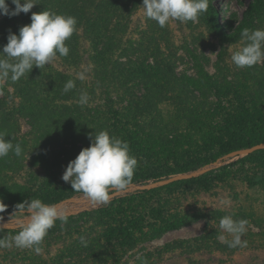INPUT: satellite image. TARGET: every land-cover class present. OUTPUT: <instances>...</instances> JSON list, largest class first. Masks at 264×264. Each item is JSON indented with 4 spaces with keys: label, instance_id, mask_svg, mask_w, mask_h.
<instances>
[{
    "label": "rangeland",
    "instance_id": "1",
    "mask_svg": "<svg viewBox=\"0 0 264 264\" xmlns=\"http://www.w3.org/2000/svg\"><path fill=\"white\" fill-rule=\"evenodd\" d=\"M140 1L123 19L128 24L122 39L124 54L118 61L139 66L132 53L149 35L151 25L160 35L159 49L175 55L172 66L165 69L166 76L176 77L174 83L127 78L125 92L99 88L94 86L86 56L77 68H67L56 58L44 68L33 67L18 82H0V133L23 148L19 158L10 153L0 159V199L9 206L0 215L7 223L13 207L31 198L55 201L46 204H58L68 212L67 223L57 220L49 230L42 253L0 249V264H140L137 256L148 264H264V147L254 150L255 159H245L254 151L234 153L246 148L222 151L235 137L223 128L228 118L246 113L264 118V63L237 68L231 60L246 43L240 35L244 28L264 29V0H260L262 10L253 13L251 0H208V10L198 22L170 21L164 28L144 16ZM36 2L30 12L41 5ZM23 14L11 18L0 14V51L9 32L17 34ZM114 23L115 18L111 28ZM215 24L232 32V40L221 39ZM86 48L83 41V51ZM115 49L113 59L119 53ZM79 72H85L83 82L91 84L85 89L90 95L85 106L71 103L61 89L62 75L77 77ZM187 78L193 84L203 83L202 91L189 89L197 101H206L197 113L191 107L193 99L186 100L188 112L205 114V126H213L212 135L200 129L175 133L170 127L161 134L155 128L161 121L159 114L172 115L177 107L172 93ZM128 93L140 98L148 95L143 105L134 104L135 112L126 111ZM213 114L217 122L209 119ZM94 122L105 126L95 129ZM101 130L133 140L130 150L138 160L135 173L144 179L113 191L109 204L94 206L82 193L74 192L62 175L68 163L90 146L89 137ZM161 140L166 142L163 147L156 145ZM262 140L256 145L264 144L263 136ZM180 167L188 171L174 173ZM202 169L198 175L142 188ZM183 179L190 180L177 182ZM225 200L229 204L221 203ZM226 215L248 221L242 237L247 247L229 248L217 239L222 234L219 221ZM15 231L10 226L0 238ZM81 236L88 240L87 247L81 245Z\"/></svg>",
    "mask_w": 264,
    "mask_h": 264
},
{
    "label": "clouds",
    "instance_id": "2",
    "mask_svg": "<svg viewBox=\"0 0 264 264\" xmlns=\"http://www.w3.org/2000/svg\"><path fill=\"white\" fill-rule=\"evenodd\" d=\"M0 0V14L9 18L29 13L37 4L36 0ZM143 14L147 19L157 22L164 28L170 21L181 23L198 22L199 17L207 12L208 0H143ZM78 32L77 19L70 15L57 14L49 10L31 14V23L19 28V34L9 32L7 44L0 51V82L10 80L18 82L29 74L33 67L44 68L53 61L69 54L66 41ZM241 39L243 47L235 51L231 60L237 68H251L264 63V29L251 30L244 28ZM77 78L86 79L85 72H79ZM76 87L74 80H68L63 88L65 93ZM3 90L0 89V95ZM90 97L86 91H81L78 103L85 106ZM0 133V159L12 153L19 158L23 148L15 145ZM89 147L80 151L71 160L62 175L64 182H69L74 192L82 193L94 206L107 205L111 201L113 191H123L132 183L138 167L137 158L131 154L127 141L110 135L107 130L95 132L90 136ZM229 204L225 200L221 202ZM8 205L0 199V213L6 212ZM0 215V233L12 226L15 234L0 238V249H34L36 254L43 251L42 244L55 226L57 220L68 222V212L58 204H45L39 198L26 199L13 207L8 222ZM248 221L235 220L231 215L222 217L219 228L222 234L217 239L227 244L229 248H245L247 240L243 239L247 231ZM231 237V239H228ZM82 246H88V240L80 237ZM140 264H148L146 259L136 257Z\"/></svg>",
    "mask_w": 264,
    "mask_h": 264
},
{
    "label": "trees",
    "instance_id": "3",
    "mask_svg": "<svg viewBox=\"0 0 264 264\" xmlns=\"http://www.w3.org/2000/svg\"><path fill=\"white\" fill-rule=\"evenodd\" d=\"M128 1L131 2V6L127 5ZM250 12H258L261 9L260 0H251ZM138 0H39V7H35L30 14H23L19 19L17 24V35L19 34V28L31 23V14L33 12L40 13L44 10H49L56 12L57 14L70 15L77 19L78 32L74 33L73 36L66 41V45L69 47L70 51L66 57L57 56L58 60L67 68H77L81 61L85 58L88 60V64L92 68V77L94 79V86L102 85L106 86L107 89L115 90L118 92L121 90L125 92L122 88L127 85V78H137V79H157L161 82H171L174 83L176 80L175 76H166L165 69L172 66L173 59L175 55L169 52L165 55L159 49L160 35L155 31L154 27L149 25V35L144 36L140 43L136 44L137 49L132 53L135 55L139 66L132 68L125 63H120L119 57L124 54V46L122 43L123 36L125 34L126 24L128 21L123 20L127 16L126 12H130L133 9V5L138 4ZM139 3H143L140 1ZM260 14L258 15V17ZM115 18L114 28H117L118 32H114V28H111V19ZM215 30L220 35L221 39L232 40V32L228 33L225 29L215 24ZM81 32V34H80ZM162 40V39H161ZM83 41L86 43L87 48L85 51L82 49ZM118 50V56L116 59L112 57V50ZM86 53V54H84ZM83 56H86L85 58ZM63 83L68 80H74L76 87L65 93L62 90L64 96L69 97L71 103L80 105L78 103L81 91H86V87L91 84H85L83 81L79 80L73 74L62 75ZM164 80V81H163ZM58 82H61L57 80ZM176 82V81H175ZM103 83V84H102ZM156 86L158 83L154 82ZM181 83V82H180ZM191 79L187 78L183 87L173 91L172 98L177 102V107H175L172 115L159 114L160 122H156L155 128L159 133H167V128L170 127L175 133H193L195 130L200 129L201 132L205 131L207 134L212 135L213 126H205L206 118L205 114L198 116L196 113H189V108L186 107V100L193 99V106L196 107V112L198 113L204 107L200 104H206L205 100L199 102L196 100V96L193 94L191 89L196 88L197 91H202L204 87L203 83L191 84ZM65 85V84H64ZM61 86V89L64 88ZM59 87V85H58ZM109 87V88H108ZM107 89H104L106 92ZM89 95V93H88ZM90 96V95H89ZM142 96V95H141ZM148 95L144 94L141 98L136 96V94L128 93L127 100V112H135L134 104L137 102H143ZM174 113H176L174 115ZM217 115H211L209 119L216 121ZM173 121L181 122L179 124L173 123ZM217 122V121H216ZM95 129L105 126L104 122L93 123ZM205 126V127H204ZM153 127L152 130L155 131ZM224 130L232 132L235 136L231 141V146L226 145L222 151H229L236 148H247L260 143L262 136L264 137V118L256 117L252 113H246L242 117H230L227 120V125H223ZM110 135H113L111 131L108 130ZM188 135V134H184ZM172 137V135H171ZM129 143L133 144V140L129 138L119 137ZM163 140V139H162ZM156 142L158 146H164V141ZM176 141L175 139H169L167 142ZM150 142V141H149ZM152 144L147 143L145 145ZM154 146V143L152 147ZM264 156V155H263ZM257 157L256 152H252L246 155L245 159H255ZM188 167H180L174 171V173L186 172ZM144 176L140 173H135L133 181H141ZM190 179H183L177 182H188ZM43 203H52L55 201L45 200L42 198ZM5 213V212H4ZM3 214V213H0Z\"/></svg>",
    "mask_w": 264,
    "mask_h": 264
},
{
    "label": "water",
    "instance_id": "4",
    "mask_svg": "<svg viewBox=\"0 0 264 264\" xmlns=\"http://www.w3.org/2000/svg\"><path fill=\"white\" fill-rule=\"evenodd\" d=\"M259 147H264V144L256 145V146H254V147H249V148H246V149H244V150L236 151V152H234V153H237V154H239V153H250V152L254 151L255 149H257V148H259ZM230 155H232V153L229 154L228 156H230ZM203 172H204V169H202V170H200V171H196V172H194V173H192V174H190V175L176 176V177L171 178V179H168V180H166V181H159V182L154 183V184H150V185L143 186L142 188L153 187V186H156V185H158V184H163V183H166V182H170V181H173V180L178 179V178H181V177H182V178H184V177H191V176H194V175L201 174V173H203Z\"/></svg>",
    "mask_w": 264,
    "mask_h": 264
}]
</instances>
